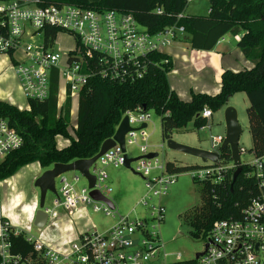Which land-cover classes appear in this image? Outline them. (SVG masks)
<instances>
[{
  "label": "built area",
  "instance_id": "1",
  "mask_svg": "<svg viewBox=\"0 0 264 264\" xmlns=\"http://www.w3.org/2000/svg\"><path fill=\"white\" fill-rule=\"evenodd\" d=\"M37 2L34 1V6L18 1L0 5V52L23 51L25 57L16 63V72L28 99H47L54 73L72 95L80 93L91 75L134 82L148 73L150 53L162 51L185 32L183 26H172L152 33L137 22L132 13L114 9L99 10L75 4L40 6ZM49 27L58 30L52 40H46L45 32ZM59 33L73 36V46L59 48L56 44ZM25 36L31 41L24 42ZM125 115L129 117L131 127L138 129L125 135L126 152L116 144L93 163L90 167V173L96 178L93 187L83 176L87 184L79 189L76 186L81 178L79 175L74 176L72 182L62 174V185L53 199V207L46 208L48 215H54L59 208L89 206L95 212L112 217L113 223L103 230L93 227L82 231L64 250L32 240L35 255L26 257L10 251L11 244L5 238L8 223L3 224L0 264H179L188 260L168 263L161 259L164 245L156 227L164 221L166 208L160 199L167 195L180 173L169 171L166 164H160L158 156L139 159L134 167L131 162L147 188V194L138 201L147 209L141 216L120 214L116 205L112 208L106 201L91 195L97 190L115 203L106 166H125L124 154H128V145L139 146L141 155L150 152L147 133L150 112L139 107L128 109ZM201 115L209 120L213 113L205 107ZM144 123L147 126L142 128ZM224 138L222 135L213 137L215 151L220 152ZM23 142V137L9 120L0 119V164ZM240 150L242 167L247 168L245 176L254 182L251 195L243 205L237 202L240 206L237 212L213 222L204 238L205 248L199 257L191 258L196 259V264H264V155L255 154L252 161L244 162L242 154L247 150L241 147ZM231 169H236L234 162L224 163L219 157L217 162L210 161L208 165L191 169V174L196 181L221 183ZM155 170L158 172L154 173Z\"/></svg>",
  "mask_w": 264,
  "mask_h": 264
},
{
  "label": "trees",
  "instance_id": "2",
  "mask_svg": "<svg viewBox=\"0 0 264 264\" xmlns=\"http://www.w3.org/2000/svg\"><path fill=\"white\" fill-rule=\"evenodd\" d=\"M8 1V0H0ZM208 14H185L188 0H38L37 4H75L99 10H118L132 13L137 22L150 32L157 33L172 26H183L192 48L211 50L227 33L239 35L238 46L253 63L250 69L234 71L226 69L222 74L220 92L208 94L193 92L190 100L181 99L169 84L168 74L173 68V60L163 51L148 55L149 71L134 82H120L91 75L79 93L78 118L75 136H71L72 97L70 91L63 106L58 109V79H52L50 95L41 101L29 99L30 110L0 101V119H8L23 137V145L8 154L0 164V180L13 175L20 167L31 162H39L43 168L55 163H70L77 159L96 155L102 143L112 137L128 109H154L161 116V130L164 139L171 138L177 129L186 127L193 121L201 129L208 120L201 115L205 107L212 113L226 106L237 92H245L250 106L247 108L252 151L264 155V0H209ZM158 9L161 11L158 12ZM179 17V15H181ZM58 30L46 29V40H52ZM14 52V51H13ZM9 53L12 55L13 53ZM58 135L69 138L70 143L57 147ZM220 159L224 163L232 161L230 147H225ZM171 172H183L189 166L167 162ZM200 165L190 168H197ZM231 169L224 181H197L202 184V204L184 214L182 218L191 226L195 237L205 238L213 222L238 211L251 195L254 187L252 178L245 176L247 168L233 183ZM233 183V184H232ZM2 224L8 223L2 217ZM5 238L10 242L13 254L26 257L35 255L33 242L24 232H16L8 223ZM1 259V257H0ZM179 264H196V259H188Z\"/></svg>",
  "mask_w": 264,
  "mask_h": 264
},
{
  "label": "rangeland",
  "instance_id": "3",
  "mask_svg": "<svg viewBox=\"0 0 264 264\" xmlns=\"http://www.w3.org/2000/svg\"><path fill=\"white\" fill-rule=\"evenodd\" d=\"M188 3L189 4L185 10V14L187 15H205L210 8L209 0H191ZM31 5L34 6L33 3H31ZM230 34L226 36L228 40L232 39ZM35 39L38 40L37 37ZM23 41L28 42L31 41V39L30 37L25 36ZM56 44L59 48L63 49L72 47L73 36L59 33L57 35ZM25 96L20 94V96L17 97L16 102L27 107L28 101ZM228 106H233L238 112L239 123L242 127L239 146L247 150V152L242 154V160L244 162H250L255 158V153L252 151L253 143L248 128L247 108L250 106V101L245 92H237L230 98ZM77 108L78 97L75 95L73 98L74 115L77 112ZM225 109L226 107L214 112L212 118L208 120L206 127L198 129L195 127L194 123L191 122L186 127L175 130L169 139H164L162 136L161 116L154 109H151L149 111L151 119L147 127V133L149 134L148 143L150 145L149 151L153 150L158 153L160 164L174 162L177 165L189 166L190 168L196 165H208L210 163L209 160L205 161L201 157L173 149L168 145V141L171 139L200 149L213 150V137L226 134ZM141 144H144L143 141ZM128 154L130 157H137L141 155L142 152L140 151L139 146L133 144L128 145ZM99 166L102 165L99 163ZM134 166H136L135 161L132 167ZM190 168L179 174L177 181L169 187L167 195L160 199V203L166 208V216L160 226L156 227V231L159 232L164 244L161 259L168 263L193 258L198 252H201L205 248V239L203 237H195L192 235L191 226L182 218V214L186 211L202 204L203 186L200 182L193 179ZM40 169L38 163H32L21 168L13 178L10 179V183H8V180H0V204H7L9 198L17 193L21 194L26 202H30L35 196L39 199L40 189L34 185L36 181L34 175ZM106 170L109 173L108 182L114 189L111 197L117 204L118 212L123 215L129 214L130 217L141 216L146 212V207L143 204L138 203V201L147 194V188L143 177L126 166L115 167L114 165H108L106 166ZM157 172V170L154 171V173ZM65 175L72 182L73 177L79 175L81 178L76 183V186L79 189L85 187L87 184L86 179L78 170L68 171ZM61 185V177H58L56 179L57 190H60ZM54 197L55 194L48 191L46 204L49 207L53 206L52 202ZM155 200L158 201V199ZM72 211L73 210H69L68 213H66L67 217L63 216L56 218L55 221L58 226L50 225L49 223L46 227L49 230V233L52 236H55L54 238L56 240L61 241V237L64 236L60 229H62L65 224L70 223L69 217H71L70 220H73V218L78 220V216L81 215V218L76 221L75 226H78L79 223V226L83 231L93 224L96 225L98 229L103 230L105 226L111 225L114 221L112 217L107 216L103 212H95L91 207H88L86 211L84 210L75 215H68L71 214ZM59 215H61V213L56 211L53 218L58 217ZM86 224H88L89 227L86 226ZM33 229V234L36 235L38 230L36 227Z\"/></svg>",
  "mask_w": 264,
  "mask_h": 264
},
{
  "label": "crops",
  "instance_id": "4",
  "mask_svg": "<svg viewBox=\"0 0 264 264\" xmlns=\"http://www.w3.org/2000/svg\"><path fill=\"white\" fill-rule=\"evenodd\" d=\"M8 1L34 3L35 0H8ZM5 2L6 1H0V5ZM208 12L209 9L207 11V14ZM229 34L230 33H227L223 38H221L218 41V43L215 45V47L211 50H201V49L192 48L187 39L188 37L186 36L185 33L180 34L179 36L176 37V39L173 42H171L169 45L164 47L162 51L170 55L173 60V68L171 72H169L168 74L169 84L181 99L190 100L192 98L193 92H205L208 94H217L218 92H220L221 84H222V74L226 69L239 71L243 69H250L253 67V63L244 55V53L238 46V41L242 37L244 32L240 33L237 36L230 34L232 36V39L228 40L226 36H228ZM24 57L25 55L22 50H16L12 53V55L9 52H0V101H5L10 104H13L21 110H25V109L30 110L29 99L25 96L24 90L16 74L17 73L16 63L24 59ZM54 77H57L58 79V109H60L65 103L67 92L70 90L68 89V87H65L64 85L60 84L57 73H54L52 79ZM20 94H22V96L24 95L27 98L28 101L27 107H24L22 104H18V102H16L17 97H19ZM75 95H77L78 97V107H79V94H74V95L71 94L72 97L71 124L72 125L69 127V132L71 136H75V127L78 118V108L76 114L74 115L73 113L74 112L73 98ZM228 105L229 102L222 109H224ZM56 141L58 148H62L70 143L69 138L64 137L62 135H58L56 137ZM149 147L150 145L148 146V149ZM210 151H215V149ZM150 152H155V151L151 150ZM32 163H38L41 168L34 175L35 180L45 170L49 169V168H43L40 165V163L37 161L31 162L29 164ZM29 164L23 165L13 175H11L6 179H3V181L8 180V183H10L11 182L10 179L13 178V176L21 168ZM82 176L84 175L82 174ZM65 177L67 176L65 175ZM39 204H40V197L38 199L35 196L32 198L30 202L28 201L26 202L25 198L19 193L15 194L14 196H11L7 204H0V252L3 245V240H2L3 224L1 222L2 217H4L7 220L10 226L14 227L16 232H24L26 238L30 242H33L32 240L36 239L44 243L46 247H50L52 249H59V250L66 249L69 245V242L76 240L79 234L83 231L81 230L79 223H78L79 227L75 226L76 221H78L79 218H81V215L78 216V220H76V218L70 220L71 217H69L70 223L65 224L64 227L60 229L64 234V236L61 237V241L56 240L54 238L55 236H52L46 227L48 226L49 223L50 225L58 226V224L55 221L56 218L63 216L67 217L66 213H68L69 210H73V211L71 214L68 215H75L77 213L83 212L84 210L86 211L89 206L88 207L80 206L73 209L59 208L57 209V211L61 213V215L53 218V215L50 213L46 225L43 228H38L34 225V221L36 217V212L40 208ZM113 205L114 206L116 205L117 208L116 202L113 203ZM52 207H49L46 204V200H45V208L51 209ZM86 226H88V224H86ZM34 227H36L38 230V232H36L37 233L36 235L33 234ZM93 227H96V225L93 224L88 229H92ZM183 260H187V259H183Z\"/></svg>",
  "mask_w": 264,
  "mask_h": 264
},
{
  "label": "water",
  "instance_id": "5",
  "mask_svg": "<svg viewBox=\"0 0 264 264\" xmlns=\"http://www.w3.org/2000/svg\"><path fill=\"white\" fill-rule=\"evenodd\" d=\"M225 121H226V134L223 140V143L220 147L219 151H210L204 150L197 147L189 146L186 144H182L176 142L174 140H169L168 145L176 150L189 153L198 157L203 158L205 161L210 160L212 162H217L220 157V153L225 147H230L232 153V161L236 166V169L233 174V183L237 180L238 176L242 172V162H241V150L239 146V138L242 132V127L239 123L238 119V112L236 108L233 106H227L225 109ZM147 125L144 123L142 128H145ZM132 130H138L131 127L129 123V117L125 115L121 122L119 123L116 132L114 135L108 139H106L99 150V152L91 158L86 159H77L70 163H55L51 168L45 170L35 181V186L39 187L40 189V204L39 209L36 212V217L34 221V225L38 228H43L48 220V213L45 208V200L48 191L57 194L56 189V179L60 177L62 174L71 171V170H78L81 174H83L89 181V186L93 187L95 185V176L90 173V167L93 163L106 151L113 148L116 144H119L121 150L126 152L125 147V135ZM157 152H149L145 155H140L138 157H129L127 153L124 154L125 157V166L130 168L132 171L133 168L131 167V162L137 161L142 158L151 159L153 157H157ZM135 172V171H134ZM136 173V172H135ZM138 174V173H137ZM232 183V184H233ZM92 197L100 200L106 201L112 208L114 207L113 203L103 197L99 191H92ZM201 252L196 254V257H199Z\"/></svg>",
  "mask_w": 264,
  "mask_h": 264
}]
</instances>
